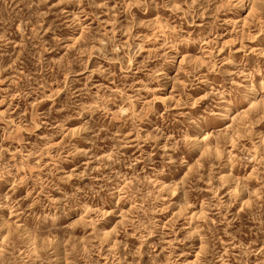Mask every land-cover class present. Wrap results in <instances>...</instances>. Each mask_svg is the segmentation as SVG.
I'll list each match as a JSON object with an SVG mask.
<instances>
[{
	"label": "rangeland",
	"instance_id": "rangeland-1",
	"mask_svg": "<svg viewBox=\"0 0 264 264\" xmlns=\"http://www.w3.org/2000/svg\"><path fill=\"white\" fill-rule=\"evenodd\" d=\"M0 264H264V0H0Z\"/></svg>",
	"mask_w": 264,
	"mask_h": 264
}]
</instances>
